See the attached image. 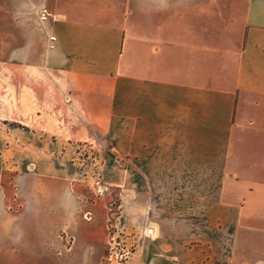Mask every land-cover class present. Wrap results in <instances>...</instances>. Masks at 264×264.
<instances>
[{
  "label": "crops",
  "instance_id": "crops-1",
  "mask_svg": "<svg viewBox=\"0 0 264 264\" xmlns=\"http://www.w3.org/2000/svg\"><path fill=\"white\" fill-rule=\"evenodd\" d=\"M1 87L0 115H20L39 146L101 142L133 162L140 235L124 264H264V0H0ZM11 158L0 155V264H105L107 198L74 173L29 186L36 173ZM142 179L213 194L167 205L195 224L192 248L142 218V195L160 193Z\"/></svg>",
  "mask_w": 264,
  "mask_h": 264
},
{
  "label": "rangeland",
  "instance_id": "rangeland-1",
  "mask_svg": "<svg viewBox=\"0 0 264 264\" xmlns=\"http://www.w3.org/2000/svg\"><path fill=\"white\" fill-rule=\"evenodd\" d=\"M1 89L3 90L2 87ZM19 117L20 115H0V139L3 142L7 141L9 145L0 146V155L5 154L12 157L11 160L13 161L7 162L10 165V169L15 170L16 165H21V162L17 163L16 160L23 159L25 168L34 171L37 176L35 179L34 175H32L29 180V186L41 185V181H44L41 178L44 177L43 173L56 172L58 174L61 173V176H66L67 173H74L76 174V179L73 180V184L81 182L85 186L93 187L98 191L99 195L107 198L113 216L109 228V251L104 263L109 264L108 260L110 258H112L113 264L125 262L126 258L120 257V254L125 253V257L131 256L136 251V247L139 244L137 237L140 235L134 231V226L132 225L133 212L130 211L133 208L134 201L133 162L125 159L118 161L117 158L106 157L103 151H107L109 147L101 142L97 144L73 142L72 144H65V148L57 145L55 147V144L51 142L39 146V136L35 135L37 132L31 131L28 127L18 122L16 119H19ZM69 182L70 184L72 183L71 180ZM141 182L143 187H147L146 189L154 188L160 190V193L157 192L153 195H142L143 204L146 203L148 206V210L142 215V218L147 219L149 222L152 220L153 225L154 223L159 225L157 227L161 229L163 236H177L180 245L185 243L186 247L192 248L191 245L196 243L192 242L193 237L186 236L187 232L185 233V230H189V228L190 230L196 229L195 224L190 223L191 226H183L181 221L185 219L188 212L167 210V205L184 201L212 204L214 203L213 194H170L168 191L169 187L172 186L175 190L176 187L181 186V180L162 179L151 181L142 179ZM199 182L203 183L199 180H188L191 185H199ZM47 185L57 186V184L53 183H47ZM210 185H212V180H206V187L208 188ZM195 190L198 191L196 188ZM150 206L153 208L152 210L149 208ZM196 214H203V211L201 213L196 212ZM153 225H148L142 234H154L156 229ZM182 241L185 242L182 243ZM229 244L227 236L223 235V250H228ZM224 255L227 254L224 252ZM222 264H229V259L223 258Z\"/></svg>",
  "mask_w": 264,
  "mask_h": 264
},
{
  "label": "built area",
  "instance_id": "built-area-1",
  "mask_svg": "<svg viewBox=\"0 0 264 264\" xmlns=\"http://www.w3.org/2000/svg\"><path fill=\"white\" fill-rule=\"evenodd\" d=\"M120 257H122V258H126V260H127V258H128L129 256H126V257H125V253H122V254H120ZM126 260H125V261H126ZM112 262H113V261H112V258H110V259L108 260V263H109V264H113ZM121 263L124 264L125 262H121Z\"/></svg>",
  "mask_w": 264,
  "mask_h": 264
}]
</instances>
